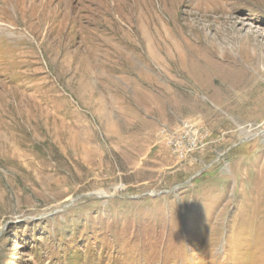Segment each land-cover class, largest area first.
<instances>
[{"label": "rangeland", "instance_id": "1", "mask_svg": "<svg viewBox=\"0 0 264 264\" xmlns=\"http://www.w3.org/2000/svg\"><path fill=\"white\" fill-rule=\"evenodd\" d=\"M0 264H264V0H0Z\"/></svg>", "mask_w": 264, "mask_h": 264}, {"label": "built area", "instance_id": "2", "mask_svg": "<svg viewBox=\"0 0 264 264\" xmlns=\"http://www.w3.org/2000/svg\"><path fill=\"white\" fill-rule=\"evenodd\" d=\"M166 135L169 147L181 158H186L192 152L207 146L204 132L189 122H184L180 128L169 131Z\"/></svg>", "mask_w": 264, "mask_h": 264}, {"label": "bare ground", "instance_id": "3", "mask_svg": "<svg viewBox=\"0 0 264 264\" xmlns=\"http://www.w3.org/2000/svg\"><path fill=\"white\" fill-rule=\"evenodd\" d=\"M244 130V129H243ZM244 132V131H243ZM251 135V134H250Z\"/></svg>", "mask_w": 264, "mask_h": 264}]
</instances>
